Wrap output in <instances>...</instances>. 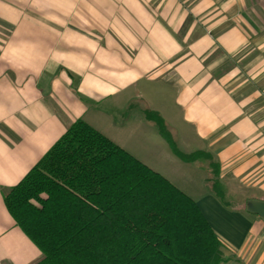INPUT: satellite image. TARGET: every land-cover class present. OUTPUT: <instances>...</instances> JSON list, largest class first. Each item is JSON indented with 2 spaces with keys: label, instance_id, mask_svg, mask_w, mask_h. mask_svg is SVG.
<instances>
[{
  "label": "crops",
  "instance_id": "obj_1",
  "mask_svg": "<svg viewBox=\"0 0 264 264\" xmlns=\"http://www.w3.org/2000/svg\"><path fill=\"white\" fill-rule=\"evenodd\" d=\"M146 108L183 153L214 157L228 205ZM78 120L196 201L221 264H264L246 209L264 201V0H0V264L43 258L4 193Z\"/></svg>",
  "mask_w": 264,
  "mask_h": 264
},
{
  "label": "trees",
  "instance_id": "obj_2",
  "mask_svg": "<svg viewBox=\"0 0 264 264\" xmlns=\"http://www.w3.org/2000/svg\"><path fill=\"white\" fill-rule=\"evenodd\" d=\"M144 115L180 160L206 165L209 189L228 205L214 157L183 153L158 113L146 108ZM4 202L42 252L36 264L224 261L196 201L83 120L4 193Z\"/></svg>",
  "mask_w": 264,
  "mask_h": 264
},
{
  "label": "water",
  "instance_id": "obj_3",
  "mask_svg": "<svg viewBox=\"0 0 264 264\" xmlns=\"http://www.w3.org/2000/svg\"><path fill=\"white\" fill-rule=\"evenodd\" d=\"M246 209L249 213L264 218V201H248Z\"/></svg>",
  "mask_w": 264,
  "mask_h": 264
},
{
  "label": "rangeland",
  "instance_id": "obj_4",
  "mask_svg": "<svg viewBox=\"0 0 264 264\" xmlns=\"http://www.w3.org/2000/svg\"><path fill=\"white\" fill-rule=\"evenodd\" d=\"M205 167V166H204ZM205 169H206V167H205ZM207 170V169H206Z\"/></svg>",
  "mask_w": 264,
  "mask_h": 264
}]
</instances>
